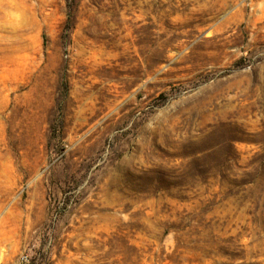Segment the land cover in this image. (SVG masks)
<instances>
[{
	"label": "rangeland",
	"instance_id": "rangeland-1",
	"mask_svg": "<svg viewBox=\"0 0 264 264\" xmlns=\"http://www.w3.org/2000/svg\"><path fill=\"white\" fill-rule=\"evenodd\" d=\"M70 4L0 0V264H264V0Z\"/></svg>",
	"mask_w": 264,
	"mask_h": 264
},
{
	"label": "trees",
	"instance_id": "trees-1",
	"mask_svg": "<svg viewBox=\"0 0 264 264\" xmlns=\"http://www.w3.org/2000/svg\"><path fill=\"white\" fill-rule=\"evenodd\" d=\"M67 1H70L71 4H75V1H76V0H67ZM71 4L68 5L69 8L71 7ZM71 13H72V10H71V8H70V9H69V12H68V16H69V18H68V24H69V23H72V21L70 20V19H71ZM71 29H72V28H71Z\"/></svg>",
	"mask_w": 264,
	"mask_h": 264
}]
</instances>
